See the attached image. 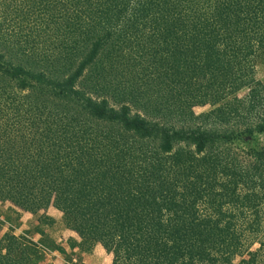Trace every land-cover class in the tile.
<instances>
[{
  "label": "trees",
  "instance_id": "1",
  "mask_svg": "<svg viewBox=\"0 0 264 264\" xmlns=\"http://www.w3.org/2000/svg\"><path fill=\"white\" fill-rule=\"evenodd\" d=\"M261 58L264 0H0V203L113 264H264Z\"/></svg>",
  "mask_w": 264,
  "mask_h": 264
},
{
  "label": "crops",
  "instance_id": "2",
  "mask_svg": "<svg viewBox=\"0 0 264 264\" xmlns=\"http://www.w3.org/2000/svg\"><path fill=\"white\" fill-rule=\"evenodd\" d=\"M10 217L13 221L7 225L15 230L16 236H23L38 245L42 254L47 252L55 257L52 263L43 260L42 264H113V257L101 245L83 241L72 230L71 222L54 208L32 215L10 203H0V219L8 221ZM58 250L66 257L62 258Z\"/></svg>",
  "mask_w": 264,
  "mask_h": 264
},
{
  "label": "rangeland",
  "instance_id": "3",
  "mask_svg": "<svg viewBox=\"0 0 264 264\" xmlns=\"http://www.w3.org/2000/svg\"><path fill=\"white\" fill-rule=\"evenodd\" d=\"M255 72H256V79L257 81L261 82L262 84H264V58H261L258 60L257 64H256V68H255ZM249 89H246L242 92H240L238 94L239 98L240 99H243L245 97H247V95L249 94ZM213 108H211L210 106H207V107H198V108H195L194 112L197 116H201L203 114H208L209 112L212 111ZM236 129H242V127H239V126H235ZM257 141L258 142H255L253 143L252 141H248L247 143H242V142H239L237 143L234 148L237 152L239 153H243V150L246 149L247 147L249 146H261L263 145L264 143V138L261 137V136H257ZM241 141V140H240ZM3 209V207L1 208ZM48 211V210H47ZM4 216V214L1 215V217ZM10 221H13V218L10 217V219L7 221V220H1L0 219V224L3 225V231H2V236L9 233L10 230L11 231H14L15 233V230L13 228H10L8 227L7 223L10 222ZM19 237V236H17ZM23 237V236H22ZM58 252L60 253L59 255L63 258V257H66V255L63 254V251L62 250H58ZM49 253L46 252V254L44 255L43 254V257H44V262L46 263H50L53 259H55V257H53L52 255H50ZM58 258V257H57ZM60 259V258H59ZM52 263V262H51ZM238 263V260L235 262V264Z\"/></svg>",
  "mask_w": 264,
  "mask_h": 264
}]
</instances>
